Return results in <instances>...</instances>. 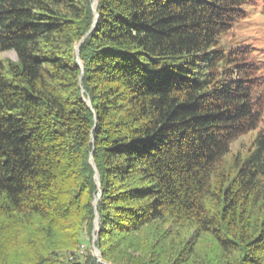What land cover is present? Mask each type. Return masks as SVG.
<instances>
[{
	"label": "trees",
	"instance_id": "trees-1",
	"mask_svg": "<svg viewBox=\"0 0 264 264\" xmlns=\"http://www.w3.org/2000/svg\"><path fill=\"white\" fill-rule=\"evenodd\" d=\"M94 3L0 0V264H264V0Z\"/></svg>",
	"mask_w": 264,
	"mask_h": 264
},
{
	"label": "rangeland",
	"instance_id": "rangeland-1",
	"mask_svg": "<svg viewBox=\"0 0 264 264\" xmlns=\"http://www.w3.org/2000/svg\"><path fill=\"white\" fill-rule=\"evenodd\" d=\"M249 13L248 18L245 21H241L237 24L234 33V39H236L237 43H243L245 45H250L254 47L256 53V58L259 62L264 63V13L262 10V6L258 7L247 6L245 7ZM232 38V39H233ZM231 39V38H230ZM228 39L227 41H229ZM236 43V44H237ZM3 57L16 60V54L14 52H7L2 55ZM260 125L259 129L248 133L247 135L242 136L232 145V155L236 154H246L252 146V142L258 132L260 130H264V119ZM95 224V222H94ZM94 230L92 233V237L85 234L83 245L80 247V254L83 255L87 253L89 249H91L92 255L98 259L96 256V251L93 248V239H94ZM85 255V254H84ZM139 256V255H138ZM101 260V258H99ZM98 259V260H99Z\"/></svg>",
	"mask_w": 264,
	"mask_h": 264
},
{
	"label": "water",
	"instance_id": "water-1",
	"mask_svg": "<svg viewBox=\"0 0 264 264\" xmlns=\"http://www.w3.org/2000/svg\"><path fill=\"white\" fill-rule=\"evenodd\" d=\"M95 5H96V0H95V3L93 5L94 10H95ZM97 18H98V16H97ZM77 59H78L79 63L81 64V62H80V45L77 47ZM90 162H91V165L93 166V168L95 169L96 166L94 164V161L91 159ZM95 171H96L95 179L97 181L96 183L100 187V183H98L99 182V176H98V173H97V169H95ZM98 199L99 198H96V201L94 203L95 208L97 207ZM98 224H99V214L96 212V219H95V224H94L95 225V231H94V239H93V248L95 249L96 256L99 259V258H101V253H100V250L96 247V242H97V239H98V232H99V225ZM98 262H101V260L99 259Z\"/></svg>",
	"mask_w": 264,
	"mask_h": 264
}]
</instances>
